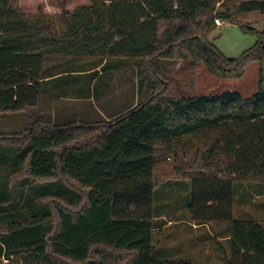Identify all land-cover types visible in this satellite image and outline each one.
<instances>
[{
  "label": "trees",
  "instance_id": "obj_1",
  "mask_svg": "<svg viewBox=\"0 0 264 264\" xmlns=\"http://www.w3.org/2000/svg\"><path fill=\"white\" fill-rule=\"evenodd\" d=\"M221 2L91 0L52 14L0 0V113L36 107L45 98L99 97L92 84L99 70H54L46 57L55 54L148 57L163 86L98 125L33 115L29 131L17 137L24 142L0 145V264H193L155 256L154 194L171 176L158 178V167L163 151L191 149L189 137L214 131L219 134L204 139L198 168L187 177L192 219L232 223L228 264H264L263 224L234 219L235 182H264V31L239 17L264 15V0H229L217 10ZM217 18L257 34L256 43L239 57L226 56L210 41ZM176 59L203 62L225 80L259 62L258 91L248 98L237 91L176 95L181 89L161 62ZM66 76L71 81L59 86ZM25 169L23 189L16 191L13 180Z\"/></svg>",
  "mask_w": 264,
  "mask_h": 264
},
{
  "label": "rangeland",
  "instance_id": "obj_2",
  "mask_svg": "<svg viewBox=\"0 0 264 264\" xmlns=\"http://www.w3.org/2000/svg\"><path fill=\"white\" fill-rule=\"evenodd\" d=\"M90 3L91 0H21V9L26 12H36L42 9L55 14L64 9L73 11L78 6ZM227 3L229 0L218 3L217 10L227 7ZM239 17L244 23L250 24L259 31H264L263 14L252 12L242 14ZM257 38V34L245 33L238 24L225 22L222 26H217V29L210 36V41L226 56L236 58L250 49L256 43ZM46 62L47 66L54 67V70H69V74H74V69L79 72L84 67L87 70L88 67L100 69L96 76L98 82L92 83L93 86L95 84L98 86L99 97L66 96L56 99L52 103L49 98H45L36 107H28L18 112L0 113V135L8 137L3 140L0 139L2 140L0 141L1 147L12 149V147L24 142L25 136L17 137L29 131L33 115L41 116L45 121L51 119L53 123L58 124L79 122L81 123L79 125L85 123L98 125L97 123L102 124V121L114 119L113 113L110 111H113L116 106L119 107V111L132 108L141 101L152 97L155 90L158 91L163 87L157 76L153 74L148 57H129L127 59L119 57L118 59L114 56L102 58L88 55L76 57L75 55L55 54L47 56ZM107 62H112L114 65L117 63L121 67L119 66L120 68L116 70L114 67L105 70L103 66ZM161 62L163 65H168L174 74L176 80L174 88L180 87L181 90H174L173 93L179 96L184 93L210 96L226 91H237L248 98L258 91L261 68L259 62H252L242 77L232 80H225L212 75L203 62H196L192 59H176L171 62L162 60ZM100 72L103 73L100 74ZM69 79L68 76L62 78L58 85L60 86L62 81H71ZM120 102L121 104L117 105ZM98 108L103 113H100ZM218 134L214 131L189 137L187 140H191V149L180 150L174 154L168 151L161 153L164 159L158 167V178L171 176L170 179L158 186L154 194L153 219L156 225L154 242L157 247L155 256L158 258H186L191 260L193 264H228L232 223H208L209 225L196 229L192 225L195 223L189 220L191 216L189 203L192 199V181L187 177L198 168L195 157L200 153L197 149L203 148L204 139L215 138ZM24 177H27L26 169L13 180L15 183L13 188L16 191L23 189L20 182L25 179ZM35 181L42 183L45 180L35 178ZM28 189V187L24 188L26 191ZM59 202L61 201L55 202V205ZM163 214L166 215L161 218L158 217ZM179 219L184 220L178 221ZM234 219L257 220L264 226V182L257 180L235 182ZM170 220L173 225L170 224L164 228V225ZM181 248L188 254H179Z\"/></svg>",
  "mask_w": 264,
  "mask_h": 264
},
{
  "label": "crops",
  "instance_id": "obj_3",
  "mask_svg": "<svg viewBox=\"0 0 264 264\" xmlns=\"http://www.w3.org/2000/svg\"><path fill=\"white\" fill-rule=\"evenodd\" d=\"M217 26H218V25H217ZM218 27H220V26H218ZM127 58H129V57H127ZM118 59H119V58H118ZM119 66H120V65L117 64L116 67H114L115 70L121 67V66H120V67H119ZM95 70H96V68H94V67H89L88 70L85 71V73H88V74H89V73H91V72H93V71H95ZM97 70H100V69H97ZM102 73H103V72H100V74H102ZM95 82H96V83L98 82V79H97V78L94 79L92 83L94 84ZM94 104H96V103H94ZM120 104H121V102L118 103L117 105H120ZM98 110H99L100 113H103L102 110H100L99 108H98ZM115 111H119V107H118V106H116V107L113 109V111H110V113H113L112 117H113V116L116 117V116H118V114H121V111H122V110L119 111V112H115ZM123 112H124V111H122V113H123ZM115 115H116V116H115ZM165 215H166V214H163V215H160L159 217L161 218V217H164ZM183 220H184V219H179L178 221H183ZM189 220H190L191 222L195 223V224H192V223H191V224H192L196 229H199L200 227H204V226H206V225H209V224H205V225H204V224H202V225L198 224V225H197V223H196L195 221H193L192 216H190ZM172 221H173V219H172ZM172 221L170 220L169 223L165 224V225H164V228L170 226V224L172 223ZM190 221H189V223H190ZM171 225H173V224H171ZM195 225H196V226H195ZM155 227H156V226H155ZM154 230H155V228H154ZM179 250H180V251H179V254H188V253H187L186 251H184L182 248L179 249Z\"/></svg>",
  "mask_w": 264,
  "mask_h": 264
},
{
  "label": "built area",
  "instance_id": "obj_4",
  "mask_svg": "<svg viewBox=\"0 0 264 264\" xmlns=\"http://www.w3.org/2000/svg\"><path fill=\"white\" fill-rule=\"evenodd\" d=\"M216 24H217L218 26H222V25L224 24V22H223L221 19L217 18V19H216Z\"/></svg>",
  "mask_w": 264,
  "mask_h": 264
}]
</instances>
